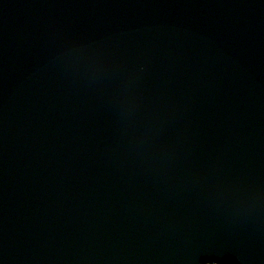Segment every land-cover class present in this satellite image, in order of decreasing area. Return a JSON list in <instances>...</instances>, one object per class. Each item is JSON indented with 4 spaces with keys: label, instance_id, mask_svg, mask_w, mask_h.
Masks as SVG:
<instances>
[{
    "label": "water",
    "instance_id": "95a60500",
    "mask_svg": "<svg viewBox=\"0 0 264 264\" xmlns=\"http://www.w3.org/2000/svg\"><path fill=\"white\" fill-rule=\"evenodd\" d=\"M0 264H264V0H0Z\"/></svg>",
    "mask_w": 264,
    "mask_h": 264
}]
</instances>
